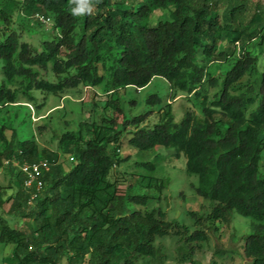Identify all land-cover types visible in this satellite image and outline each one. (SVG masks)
Segmentation results:
<instances>
[{
  "label": "trees",
  "instance_id": "1",
  "mask_svg": "<svg viewBox=\"0 0 264 264\" xmlns=\"http://www.w3.org/2000/svg\"><path fill=\"white\" fill-rule=\"evenodd\" d=\"M86 2L91 11L76 16L74 0H0V106L19 103L21 95L36 103V92L68 96L80 87L90 90L97 108L106 104L99 122H81L76 132L64 133L58 151L20 141L16 131L8 139L0 126V168L13 160L47 161L50 167L33 206L20 171L13 196L6 198L0 186V209L10 204L8 214L23 222L11 226L0 215V245L13 246L7 262L162 261L156 242L173 235L179 263L201 264L195 256L209 242L206 227L219 233L238 214L251 220L243 244L248 264H264V1ZM12 11L29 16L39 29L46 25L37 15L50 19L52 40L39 46L22 41L12 29ZM156 11H168L169 18L152 26ZM155 78L169 84L172 99L201 101L200 114L188 107L176 122L167 104L152 127L143 126L149 118L143 115L125 120L121 130V92L143 90ZM148 103L162 100L153 96ZM126 134L141 154L163 149L186 158L187 175L198 178L196 192L211 206L205 216L192 213L193 232L162 210L148 209L167 189L156 176L163 157L136 162L143 173L122 168L128 162L120 156ZM62 155L74 162L68 171Z\"/></svg>",
  "mask_w": 264,
  "mask_h": 264
},
{
  "label": "rangeland",
  "instance_id": "2",
  "mask_svg": "<svg viewBox=\"0 0 264 264\" xmlns=\"http://www.w3.org/2000/svg\"><path fill=\"white\" fill-rule=\"evenodd\" d=\"M21 1V0H19ZM264 1V0H263ZM2 7L0 6V10ZM13 9V8H12ZM12 29L22 35V41L39 46L44 40H52V23L43 28H36L29 16L12 11ZM169 18L168 11H156L151 19V25L155 26L160 20ZM0 26L3 23L0 19ZM256 53L260 51L255 50ZM264 57V56H263ZM262 67L264 66V62ZM0 65V84L3 81ZM12 89L19 88L14 85ZM84 87L69 92L68 96L54 97L36 92L37 101L30 102L24 96H20L19 103L0 106V126H5V135L11 138L13 131L17 132L20 141L35 140L40 148H48L58 151L59 139L66 132H76L81 122L88 124L94 121L99 122L105 112V102L99 103L102 108H97L91 101V92ZM98 94H103L101 89H96ZM157 96L162 104L152 106L148 100ZM86 100L85 102H83ZM122 118L119 119V127L123 129L125 120H132L135 117L149 115L143 126L152 127L158 121V115L162 108L170 104L175 115L176 122H180L186 108H191L197 114L201 112V101L189 99L187 96H180L177 99L171 98L169 84L161 78H155L151 85L143 90L128 88L120 94ZM41 106L38 109V106ZM128 131L134 130L129 127ZM125 133V132H124ZM130 135L126 134L120 150L121 158H128V162L122 168H128L132 173H143L144 170L134 168L136 162H155L157 154H161L162 160L158 163L156 176L163 178L167 189L160 198L149 202L148 209L162 210L170 221H178L180 224L189 227L190 232L195 230V219L192 213L200 216L210 211V202L202 199L196 192L198 178L189 176L186 173V158H177L173 150L158 149L155 153L141 154L129 144ZM66 171L73 165L72 157L62 155L60 159ZM121 168V169H122ZM18 168L10 170L7 166L0 168V186L6 188V198L13 196L18 188L16 177ZM10 204L0 209V215L7 219L11 226H21V219L8 214ZM251 220L238 214H234L230 225L224 226L219 233L206 230L210 236L209 242L202 246V249L195 259L201 264H248L243 252L244 239L251 232ZM161 248L165 258L162 261L152 259H139L137 264H180L178 261L177 238L169 235L156 242ZM13 246L0 245V264H9L7 259L11 257ZM183 264H190L183 263Z\"/></svg>",
  "mask_w": 264,
  "mask_h": 264
},
{
  "label": "built area",
  "instance_id": "3",
  "mask_svg": "<svg viewBox=\"0 0 264 264\" xmlns=\"http://www.w3.org/2000/svg\"><path fill=\"white\" fill-rule=\"evenodd\" d=\"M36 18L45 25H50L51 20L43 16L37 15ZM5 165H13L18 168V170L24 175L25 181L24 186L28 191H31L30 200L28 202L29 206H33L35 201L39 198L40 193L43 190L42 177L44 172L49 170V164L47 161L40 163H20L16 160L6 161Z\"/></svg>",
  "mask_w": 264,
  "mask_h": 264
},
{
  "label": "clouds",
  "instance_id": "4",
  "mask_svg": "<svg viewBox=\"0 0 264 264\" xmlns=\"http://www.w3.org/2000/svg\"><path fill=\"white\" fill-rule=\"evenodd\" d=\"M76 6L72 8V14L79 16L83 15L85 11H91V5L86 0H74Z\"/></svg>",
  "mask_w": 264,
  "mask_h": 264
}]
</instances>
